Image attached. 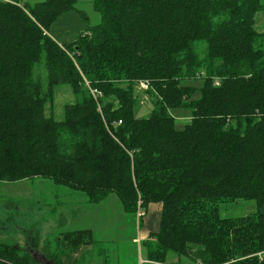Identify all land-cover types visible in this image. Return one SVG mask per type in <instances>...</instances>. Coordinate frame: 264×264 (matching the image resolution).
I'll use <instances>...</instances> for the list:
<instances>
[{
    "label": "trees",
    "instance_id": "1",
    "mask_svg": "<svg viewBox=\"0 0 264 264\" xmlns=\"http://www.w3.org/2000/svg\"><path fill=\"white\" fill-rule=\"evenodd\" d=\"M19 1L0 0V183L49 181L91 205L113 194L131 217L160 205L148 262L264 264V0H91L99 23L69 44L49 30L77 0ZM60 87L76 100L57 120ZM238 200L255 211L220 215ZM30 232L0 243V264H75L95 243L83 229L53 250Z\"/></svg>",
    "mask_w": 264,
    "mask_h": 264
},
{
    "label": "rangeland",
    "instance_id": "2",
    "mask_svg": "<svg viewBox=\"0 0 264 264\" xmlns=\"http://www.w3.org/2000/svg\"><path fill=\"white\" fill-rule=\"evenodd\" d=\"M41 1L43 0H28L26 3L33 5ZM97 23H99V16L93 11L91 1L78 0L75 10L60 16L51 26L59 35L52 30L49 31V35L60 44H69L79 36L82 30ZM82 25L85 27H82ZM256 27L259 31L264 32V12L257 15ZM139 93L137 92L136 95L138 96ZM75 100L74 95L67 87L57 88L54 101L55 118L60 120L64 106L74 103ZM138 103L139 105L135 109V116L137 118H148L152 104L145 93L140 95ZM53 185L49 181H24L15 184L0 183V243L24 248L26 235H29L34 228L39 231L41 242L51 235L50 247L54 250L55 235L66 233L64 231L67 229H65L59 217L53 212L50 213L45 206L46 202L52 200L53 192L49 190V187ZM110 197L118 201L116 196L110 195ZM106 202L107 200L102 202L103 204L101 203V205L103 206ZM219 211L222 217H241L253 213L255 204L251 201L238 200L234 201V203L220 204ZM131 218L130 215L123 213L121 208H119V204L109 202L99 210L94 223L88 226H79V228H82V230L84 228H92L98 248L110 252L109 264H141V259H145L144 249L142 246L138 248L132 245L131 241H127L133 234H137L138 238L140 236ZM62 250H64V247H56L55 252ZM77 251L69 258V260L74 259L73 263L75 264ZM42 256L44 257V255L37 253L35 258L38 262L47 263L45 257L44 260L41 258ZM90 264L96 263L91 261Z\"/></svg>",
    "mask_w": 264,
    "mask_h": 264
},
{
    "label": "crops",
    "instance_id": "3",
    "mask_svg": "<svg viewBox=\"0 0 264 264\" xmlns=\"http://www.w3.org/2000/svg\"><path fill=\"white\" fill-rule=\"evenodd\" d=\"M27 1L28 0H25L24 3H26ZM82 27L85 26L82 25ZM86 29L87 28L82 30L80 34L85 32ZM51 30L54 31V28L52 27L49 31ZM54 33L59 35L57 31H54ZM57 43L60 44L59 42ZM36 181H40V180H36ZM49 188H50L49 190L53 192V195L51 196L52 200L46 202L45 206L50 213L53 212V214H56L59 217L61 223L63 224L65 229H67L64 231L66 233L82 230V228H79V226H86V225L88 226L94 223L99 210L105 207L109 202H114L117 205L119 204V208H121L120 203L118 202L119 200L116 201L110 196L106 199L107 202L103 206L101 205V203L98 205L96 204L91 205L90 203H87L83 195L78 192H74L67 188L59 187L56 185H53L52 187ZM160 215H161L160 205L154 204L149 206L145 216L141 219L140 223H138L136 217H132L131 220L135 224V228L137 229L136 231L137 232L139 231L140 236L138 238L137 234L136 235L133 234L131 235L130 238L127 239V241H131V243H133L132 245H135L138 248L142 246V242L150 234L155 233L157 229H159L158 225H159ZM84 229H88L92 231L93 234L92 228H84ZM75 257L77 258L76 264H90L91 261H95L96 264H109L110 252L101 248L99 249L97 242L95 241V243L89 247L83 246V248H80L75 254ZM148 263L156 264V263L148 262L145 259H141V264H148ZM171 264H191V263L184 260L181 261L177 260L171 262Z\"/></svg>",
    "mask_w": 264,
    "mask_h": 264
},
{
    "label": "built area",
    "instance_id": "4",
    "mask_svg": "<svg viewBox=\"0 0 264 264\" xmlns=\"http://www.w3.org/2000/svg\"><path fill=\"white\" fill-rule=\"evenodd\" d=\"M19 2H17L16 5H18V6L20 5L21 6V4L25 2V0H20ZM84 35H86V34H84ZM147 88H148V83L147 82H139L138 83V89H139V91H141V90H147ZM136 215H137L136 216L137 219H140V218H142L144 216V212L142 210H138L137 213H136Z\"/></svg>",
    "mask_w": 264,
    "mask_h": 264
},
{
    "label": "water",
    "instance_id": "5",
    "mask_svg": "<svg viewBox=\"0 0 264 264\" xmlns=\"http://www.w3.org/2000/svg\"><path fill=\"white\" fill-rule=\"evenodd\" d=\"M35 255H36V252H33V257H34V259H36V258H35ZM41 258L44 260V257H43V256H42ZM39 263H40V264H48V262H47V263H46V262L44 263L43 261H42V262H39Z\"/></svg>",
    "mask_w": 264,
    "mask_h": 264
}]
</instances>
